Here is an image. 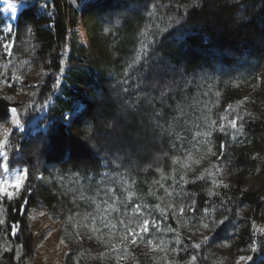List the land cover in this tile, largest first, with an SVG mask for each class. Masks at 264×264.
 I'll use <instances>...</instances> for the list:
<instances>
[{
	"label": "trees",
	"instance_id": "1",
	"mask_svg": "<svg viewBox=\"0 0 264 264\" xmlns=\"http://www.w3.org/2000/svg\"><path fill=\"white\" fill-rule=\"evenodd\" d=\"M75 2L78 4L80 0ZM43 4H27L20 12L17 43L9 67L17 72L13 73L16 78H21L31 71L29 68L34 63L40 65L42 73L28 91L47 90L39 95L36 111L32 106L25 111L24 129L13 127L11 133L4 132L11 128L9 108L15 107L17 113L20 109L19 104L0 95V139L5 140L2 149L14 165L29 170L27 183L31 188L30 193L27 190L22 193L20 200L0 197V264L79 261L78 256L74 258V251L79 250L72 248L73 242L64 233H57L60 228L69 230L65 217L72 215L74 205L65 183L71 190L82 185L78 184L80 180L85 183L89 179L90 184H95L103 163L96 154L99 147H121L101 135L110 133L130 143L134 139L147 150L134 155L141 161H138L141 167L131 177L135 179L137 192L150 198V185L158 166L151 153L156 158H165L161 161L162 167H169L166 158L173 156L172 146L176 148L180 142L192 139L190 134L183 135V129L196 123L192 115L196 109L208 106L200 104V98L195 100L207 91L225 96L230 118L242 117L237 128L242 123L243 129L240 132L218 130L215 135L220 154L213 162V170L191 174L185 181L178 180L176 191L171 195L174 203L182 199L189 205L192 203L199 219H207L206 215L213 212L222 215L223 223L208 234L211 239L204 242L207 246L197 251L198 261L210 259L211 252L206 251L209 245L231 239L226 238V228L237 219L239 207L253 204V220L264 224V81L256 86L252 84L264 67V0H97L83 11L84 19L90 23L91 36H97L98 21L108 23L107 12L121 8L114 18L122 21L111 30L115 36L109 41L110 53L115 56L112 58L103 52L108 45L90 53L78 39L72 29L80 14L78 6L68 0H49ZM147 13L151 16L144 43H152L153 26L166 31L155 36L158 43L149 47L153 51L147 63L142 60L141 68L147 67L145 73L150 78L155 65L163 68L169 64L172 72L163 77L171 79V84L160 82L158 89H153L146 82L147 87H143L145 80L138 79V75L144 70L137 68L138 72L122 87L116 73L130 56L136 29L145 22ZM181 18L180 24L174 23ZM29 27L31 32L27 30ZM154 57L157 61L151 66ZM205 71L210 73V78L194 81L191 83L194 90H189L191 77ZM178 74L187 79L182 86L175 83ZM2 78L4 83L15 84L9 74H3ZM244 87L249 88L245 91ZM121 95L129 102L125 109L118 99ZM140 95L149 96L150 102H140ZM80 104L88 107V113L74 120L73 133L68 132L64 119ZM119 108L123 110L120 112ZM149 118L163 126L171 125L181 135L178 145L175 135L166 134L167 138L173 137L172 146L152 138V130L146 124ZM85 121L89 123L86 125ZM109 124L113 127H108ZM221 144L225 145L223 150ZM38 158L40 163L36 161ZM103 159L110 164V158ZM70 171L77 175V182L65 179ZM25 199L26 211L21 213L19 205ZM172 222L169 218L162 230L169 231L175 224ZM17 223L19 228L13 233V225Z\"/></svg>",
	"mask_w": 264,
	"mask_h": 264
},
{
	"label": "rangeland",
	"instance_id": "2",
	"mask_svg": "<svg viewBox=\"0 0 264 264\" xmlns=\"http://www.w3.org/2000/svg\"><path fill=\"white\" fill-rule=\"evenodd\" d=\"M49 1V0H47ZM74 6H78L79 17L76 21L75 26L72 28L76 32L78 39L84 44L86 49L93 53L104 46L108 45L103 49V52L111 55L109 41L114 33L111 31L117 28L118 21L115 15L121 8L116 11L107 12L108 23L105 24L103 21H98L96 33L97 36H91L88 30L90 23L84 19L83 11L88 9L92 1L97 0H80L77 4L75 0H68ZM15 0H7L0 8H7L8 3H14ZM45 0H20L19 7L21 11L25 8V4L35 3L39 6L44 5ZM50 4V3H49ZM45 6V5H44ZM48 6V5H47ZM46 6V7H47ZM134 8V7H133ZM50 13L52 8L50 7ZM139 12V11H138ZM13 13L9 11L0 12V95L7 96V99L12 102L19 104L18 108L20 113H17L18 118L21 120V127L24 129V119L26 118V112L30 110L29 106H32V110L38 109L39 95L47 92L43 89L41 93H34L35 91H28L32 87V82L40 75L41 66L37 64L29 69L31 71L25 72L20 78H16L13 73L15 70H9L11 57L13 56L14 49L16 48V27L18 19H13ZM149 13L144 17L145 22L141 23V27L136 29L134 46L130 51V56L124 59V65L118 68L116 77L120 84L125 86L129 77L135 75L141 69L144 73L138 75V79L145 80L142 82L143 87H147V83L153 89H158V83L171 84V79L163 77L164 74L172 72L171 66L165 64V67L155 65L156 57L153 58L151 66L155 65L152 70L153 74L149 78V75L145 72L147 67L141 68L143 59L137 60L138 54H141V43H144L146 25L149 24ZM97 18V17H96ZM101 18V17H100ZM98 16V19L101 20ZM117 20V21H116ZM111 24V25H110ZM11 26V32L6 33L3 31L5 27ZM148 28V27H147ZM18 29V27H17ZM107 29V31H105ZM115 36V35H114ZM113 37V36H112ZM108 39V41H106ZM98 44V45H96ZM8 45L9 47H5ZM67 50V48H65ZM153 50L149 51L147 48L148 57L151 56ZM115 57V56H114ZM158 67V68H156ZM6 68V69H5ZM158 69H164V71H158ZM9 70V71H7ZM151 71H149L150 73ZM27 73V74H26ZM180 74V70L178 71ZM3 74H9L12 76L14 85L4 83L2 78ZM178 74V75H179ZM210 73L205 71V74H197L191 77L188 83L189 90H194V81L202 82V80L210 78ZM187 79H184L182 74L176 79L175 83L177 86L185 84ZM264 81V67L256 77V81L252 82L255 86ZM147 82V83H146ZM173 85V84H172ZM173 87V86H170ZM249 87H244L243 90H247ZM5 92H2V91ZM118 92V90H116ZM128 91H125L127 95ZM219 93V95H217ZM119 94V93H118ZM139 94V93H138ZM185 94V93H184ZM246 94V93H245ZM244 94V95H245ZM184 97V96H183ZM127 98V97H126ZM124 96H120L118 99L122 102V108H127L129 103ZM142 103L148 104L151 100L149 96L140 95ZM200 98V104H207L204 109H196L192 114L195 117L196 123L186 129H183L186 136L192 135L191 140L182 141L178 147L172 146L173 137L169 135H175V142L178 145V138L181 136L173 131L171 125L163 126L161 123L156 122L154 119H147L148 127L152 130L150 135L154 139L159 141H165L167 145L172 146V157L166 158V163L169 164L167 168H163L161 161L165 158H156L154 153H151L152 159L155 165L153 175V182L151 183L150 198L143 197L136 190V183L132 174L137 168H140L138 161L134 155H141L147 151L143 146L136 144V140L125 141L116 135L110 133L102 134L101 137L112 139L116 144L121 147H102L100 146L96 154L103 162L101 164L100 175L96 177L95 184H90L89 179L83 183L80 180L78 185L74 189H70L68 184L65 183L69 195L74 201L72 207V215L65 217L66 224L69 226V230L60 228L57 233H64L69 237L70 243L73 242V247L79 251H74V258H81L79 261H75L72 264H202L204 259L198 261L197 251H201L203 246H207L203 238L208 236L211 231L215 230L218 225L222 222V215L216 212L207 214V219H199V215L195 214L193 204L189 205L186 200L173 202L172 194L176 191L178 180L185 181L186 177L191 174H199L201 172H207L213 170V162L219 157L220 150L217 148L216 143V132L218 127L210 126L211 121H217V125L223 123L227 131L233 130L228 124L230 114L227 112L228 100L226 101L225 96L223 97L220 92H209L199 94L195 97ZM79 111L77 109L73 112L76 115L83 111V106L79 105ZM77 107V108H78ZM11 108H9L10 111ZM45 108L41 110V114ZM120 112L121 108H119ZM70 114H67V118ZM189 115V114H188ZM42 115H40L41 117ZM220 117H224L221 121ZM13 116L10 112V119L8 121L9 127L13 128L12 124ZM37 119L29 122L28 126L35 123ZM74 122V121H73ZM72 122V123H73ZM71 125H64L68 132L73 133ZM98 124H101V122ZM193 127V128H192ZM192 129V130H191ZM210 132L211 135L207 136L205 133ZM169 135H166V134ZM230 134V133H229ZM135 141V142H134ZM141 141V140H140ZM131 144V145H130ZM209 148L211 151H209ZM101 150V151H99ZM0 151H3L0 148ZM4 152V151H3ZM101 152H105V155H101ZM156 152V151H155ZM41 155V154H40ZM165 156V155H164ZM95 157V156H94ZM103 158H110V164L107 165ZM38 163L41 161L40 158L36 159ZM197 161H199L197 163ZM0 163H3L2 159ZM14 161L10 159L9 168H0V181L11 180L15 175L20 174L22 169L17 165H14ZM139 165V166H138ZM213 174V173H212ZM210 174V177L212 176ZM76 176V178H75ZM94 177V175H91ZM90 178V177H88ZM66 180L72 183V180H76L77 175L73 172H69ZM82 182V183H80ZM93 185V188L91 186ZM175 188V189H174ZM164 196L167 197L164 199ZM170 196V197H169ZM139 205V211H136V206ZM157 205L159 207H157ZM187 208V210H186ZM254 205L248 203L244 208H238L236 213H239L237 219L228 225L226 238L224 242L209 245L207 248L211 252L210 259L206 257L207 262L204 264H236L238 258L242 255H253L250 250V240H257L259 238L261 242H264V233L258 231L264 229V224H258L253 220ZM160 209H164V214H161ZM183 209V211H181ZM204 208H202L203 211ZM248 214V216L245 213ZM242 213V215H241ZM245 214V215H244ZM171 218V222L175 223L169 231L164 232L162 230L163 223ZM144 219H149L152 224L149 228V233L141 234L136 237V243L131 242L130 234L126 229L131 228L139 232L138 224H142ZM64 223V222H63ZM208 224V228H204L203 225ZM63 226V225H61ZM60 227V226H58ZM173 229V230H172ZM246 230V231H245ZM240 235V237H239ZM258 238V239H257ZM80 242V244L78 243ZM151 241V243H149ZM199 244V248L193 247V245ZM80 248V249H79ZM82 250V251H80ZM81 255V256H79ZM192 257H196L192 260ZM243 264V262H242Z\"/></svg>",
	"mask_w": 264,
	"mask_h": 264
},
{
	"label": "snow or ice",
	"instance_id": "3",
	"mask_svg": "<svg viewBox=\"0 0 264 264\" xmlns=\"http://www.w3.org/2000/svg\"><path fill=\"white\" fill-rule=\"evenodd\" d=\"M7 2V0H0V3H2L3 5ZM20 3V0H15L14 3H8V7L7 8H0V12H4V11H9L11 13H13V19H16L18 17V15L21 12V8L18 6ZM45 3H47V0H45ZM27 7V5L25 4V8ZM151 16V13H150ZM183 18H181L180 20H175L174 23L175 24H180ZM171 26V25H170ZM154 27V31L152 33H150V35H152L153 39H152V43L151 44H146V43H141V55L138 54L137 56V60L143 59L144 63H147L148 61V52H147V48L149 47H153L156 43H158V41L155 39V36L158 35L159 33H163L166 31V29H162L159 28L158 26H153ZM11 26L5 27L3 29L4 32L6 33H10L11 32ZM29 32L32 31V29L29 27L27 29ZM105 31H107V29H105ZM146 33H147V27H146ZM5 47H9L8 45H6ZM158 71H164V69H158ZM59 79H57V83H59ZM217 95H219V93H217ZM230 107V106H229ZM77 111H79V107L77 108ZM10 112L13 116V120H12V124L14 126V128H19L21 127V120L18 118L17 116V109L15 107H12L10 109ZM86 113H88V107L85 105L83 106V111L80 112L79 115H76L75 112L70 113V115L65 118V124L66 125H71V123L78 119L79 117L85 115ZM221 121L224 120V117H220ZM242 117H237L234 118L232 120L228 121V124L233 128V129H237L238 132H240L243 129V124L241 123L239 125V128H237V122L238 120H242ZM86 125L89 123L88 121L84 122ZM210 126H216L218 127V129L223 132L224 131V124L220 123L219 125H217V121L212 120L211 121V125ZM108 127H113L112 124H109ZM94 131V129H92ZM13 131L12 128H6L4 129L5 133H11ZM205 135L210 136L211 133H205ZM91 137H88V139H90ZM5 145V140L0 139V148H3ZM92 147H95V145L93 144ZM225 147L224 144L220 145L221 150H223ZM209 151H211V149L209 148ZM0 159H2L3 163H0V168H4V169H8L9 168V163H10V157L6 152L0 151ZM199 161H197L198 163ZM28 174H29V170L27 168L23 169L22 172L20 174H17L14 176L13 179L11 180H4V181H0V197H5L9 200H20L23 199L22 197V193L27 190L29 191V193L31 192V188L30 185L27 183L28 180ZM181 179H183V177H181ZM215 183V182H214ZM224 187H228V185H224ZM27 199L24 200L23 204L19 205V210L21 211V213H23L24 211H26V206H27ZM157 207H159L157 205ZM140 206L137 205L136 206V211H139ZM161 214H164V209H160ZM181 211H183V209H181ZM228 218L225 217V220H227ZM223 223V222H221ZM152 222L149 219H144L142 224H138L137 227L139 228V232H137L134 229L128 228L126 229V231L130 234V238H131V242L132 243H136V237L140 236L141 234L144 233H149V228L151 226ZM204 228H208L209 225L208 224H204L203 225ZM19 228V224H14L13 225V233H15L17 231V229ZM258 231H260L261 233H264V229H259ZM205 241H208L211 239V237L209 236H205L203 238ZM149 243H151V241H149ZM193 247L195 248H199L200 245L196 244L193 245ZM250 250L254 255H242L238 258L236 264H264V242H258L257 240H250ZM196 257H192V260H195Z\"/></svg>",
	"mask_w": 264,
	"mask_h": 264
},
{
	"label": "bare ground",
	"instance_id": "4",
	"mask_svg": "<svg viewBox=\"0 0 264 264\" xmlns=\"http://www.w3.org/2000/svg\"><path fill=\"white\" fill-rule=\"evenodd\" d=\"M0 5H2V3H0ZM168 134V133H167Z\"/></svg>",
	"mask_w": 264,
	"mask_h": 264
}]
</instances>
